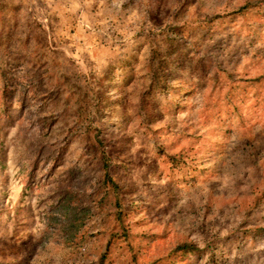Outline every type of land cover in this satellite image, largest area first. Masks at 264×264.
I'll list each match as a JSON object with an SVG mask.
<instances>
[{
  "label": "rangeland",
  "instance_id": "374dc122",
  "mask_svg": "<svg viewBox=\"0 0 264 264\" xmlns=\"http://www.w3.org/2000/svg\"><path fill=\"white\" fill-rule=\"evenodd\" d=\"M0 264H264V0H0Z\"/></svg>",
  "mask_w": 264,
  "mask_h": 264
}]
</instances>
